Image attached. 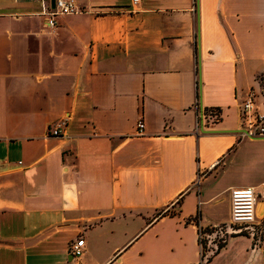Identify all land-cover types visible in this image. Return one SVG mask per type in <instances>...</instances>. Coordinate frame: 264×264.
I'll list each match as a JSON object with an SVG mask.
<instances>
[{"label": "crops", "instance_id": "obj_1", "mask_svg": "<svg viewBox=\"0 0 264 264\" xmlns=\"http://www.w3.org/2000/svg\"><path fill=\"white\" fill-rule=\"evenodd\" d=\"M54 1L0 0V264H198L234 187L262 223L264 136L242 107L253 92L264 114V0H75L51 27ZM263 248L230 234L202 264Z\"/></svg>", "mask_w": 264, "mask_h": 264}, {"label": "built area", "instance_id": "obj_2", "mask_svg": "<svg viewBox=\"0 0 264 264\" xmlns=\"http://www.w3.org/2000/svg\"><path fill=\"white\" fill-rule=\"evenodd\" d=\"M135 2L139 0H134ZM81 8L76 4L75 0H55L54 6H49L45 10V14L48 16V23L51 27L56 25V17L63 14H72L80 12ZM255 94L249 93L248 98L243 104V112L247 116V128L245 134L249 136H264V114L252 115L250 112L254 108ZM70 118V114L66 116L56 124L52 125L48 129V134L52 136L63 135V129L67 125V121ZM138 130L141 132L144 129L145 124L143 120H139L137 123ZM257 194L253 186L234 187L231 189V220L229 223L214 226L209 229L203 227L198 228V239L202 250V260L198 264H202L207 258L205 247L214 246L216 250L219 246L226 242L223 238L226 233L240 234L245 230H251L249 234L254 236L252 232L256 227L260 226L256 216ZM255 239V236H254ZM255 241H261V237L255 239ZM85 239L83 237L78 238L70 244V253L72 257H79L84 253ZM264 264V248H263V263Z\"/></svg>", "mask_w": 264, "mask_h": 264}, {"label": "rangeland", "instance_id": "obj_3", "mask_svg": "<svg viewBox=\"0 0 264 264\" xmlns=\"http://www.w3.org/2000/svg\"><path fill=\"white\" fill-rule=\"evenodd\" d=\"M166 228V231H165V233H166V235H168V236H166L167 238H165V239H163V241H167L168 240V242H170L171 241V239H170V233L168 232V229L167 228H169V227H165V226H162V228ZM250 231L251 230H245V231H243V233L244 234H247V235H249V233H250ZM252 232H254V236H255V239H257L258 237H261V238H263L264 239V219H263V222L262 223H260V226L259 227H256ZM168 233V234H167ZM101 234H103L104 236H110L111 237V234H109V233H107L106 231H103ZM229 235H230V233H226V236L225 237H223L225 240H227L228 238H229ZM172 238V237H171ZM161 244H163V246H164V243H161ZM223 244H225V243H223ZM100 249L101 248H99L98 247V249H97V251H99L100 252ZM211 249H213V251H216V248L214 247V246H206L205 247V252L207 253V251H209V250H211Z\"/></svg>", "mask_w": 264, "mask_h": 264}, {"label": "trees", "instance_id": "obj_4", "mask_svg": "<svg viewBox=\"0 0 264 264\" xmlns=\"http://www.w3.org/2000/svg\"><path fill=\"white\" fill-rule=\"evenodd\" d=\"M260 80H261L262 84L264 85V75L262 77H260ZM223 246H224V244H221L215 252L219 251V249L222 248Z\"/></svg>", "mask_w": 264, "mask_h": 264}]
</instances>
